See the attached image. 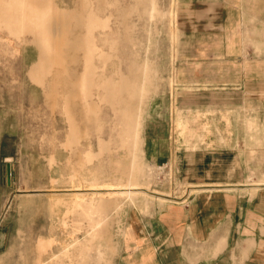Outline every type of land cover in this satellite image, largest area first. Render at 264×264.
<instances>
[{"label": "rangeland", "instance_id": "rangeland-1", "mask_svg": "<svg viewBox=\"0 0 264 264\" xmlns=\"http://www.w3.org/2000/svg\"><path fill=\"white\" fill-rule=\"evenodd\" d=\"M187 7L0 0V264H133L131 222L197 189L172 161L146 159V123H167L177 155L225 145L231 116L210 95H261L249 116L261 133H248L261 135V179L248 182L264 183V51L261 69L211 66ZM247 72L249 83H215Z\"/></svg>", "mask_w": 264, "mask_h": 264}, {"label": "crops", "instance_id": "crops-1", "mask_svg": "<svg viewBox=\"0 0 264 264\" xmlns=\"http://www.w3.org/2000/svg\"><path fill=\"white\" fill-rule=\"evenodd\" d=\"M185 3L194 13L186 20L194 21L195 30L200 29L197 34L210 37L199 51L210 53L211 66L221 71L261 69L264 0ZM250 80L247 72L241 79L232 75L215 83L242 85ZM210 97L215 107L231 116L225 145L215 140L210 147L184 149L177 155L168 141L167 123H146V159L156 164L172 161L182 181L197 189L184 202L164 204L152 215L131 222L123 245L133 264H264V183L248 182L261 179L260 162L250 157L251 149H258L255 138L261 135L251 140L248 134L261 133L260 124L249 123L251 106L261 107V95ZM239 114L246 122H234Z\"/></svg>", "mask_w": 264, "mask_h": 264}, {"label": "bare ground", "instance_id": "bare-ground-1", "mask_svg": "<svg viewBox=\"0 0 264 264\" xmlns=\"http://www.w3.org/2000/svg\"><path fill=\"white\" fill-rule=\"evenodd\" d=\"M125 190H127V192H124ZM130 190V189H129ZM116 193H127V194H129V191H128V189H125V188H121V189H116ZM130 195V194H129Z\"/></svg>", "mask_w": 264, "mask_h": 264}, {"label": "built area", "instance_id": "built-area-1", "mask_svg": "<svg viewBox=\"0 0 264 264\" xmlns=\"http://www.w3.org/2000/svg\"><path fill=\"white\" fill-rule=\"evenodd\" d=\"M168 165V163L162 164L161 166H159L160 168H164Z\"/></svg>", "mask_w": 264, "mask_h": 264}]
</instances>
